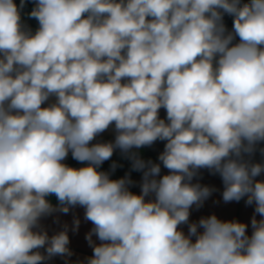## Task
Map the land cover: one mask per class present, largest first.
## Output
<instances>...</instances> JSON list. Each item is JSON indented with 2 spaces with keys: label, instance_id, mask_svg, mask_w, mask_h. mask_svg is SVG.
<instances>
[{
  "label": "clouds",
  "instance_id": "1",
  "mask_svg": "<svg viewBox=\"0 0 264 264\" xmlns=\"http://www.w3.org/2000/svg\"><path fill=\"white\" fill-rule=\"evenodd\" d=\"M261 144L264 0H0V264H69L68 224L49 236L41 221L77 206L93 254L76 264H264ZM117 151L130 169L113 179L122 165L99 169ZM201 169L225 203L254 205L250 236L215 214L189 222L217 190L193 183Z\"/></svg>",
  "mask_w": 264,
  "mask_h": 264
},
{
  "label": "crops",
  "instance_id": "2",
  "mask_svg": "<svg viewBox=\"0 0 264 264\" xmlns=\"http://www.w3.org/2000/svg\"><path fill=\"white\" fill-rule=\"evenodd\" d=\"M14 2L19 5L20 0H14ZM34 7V4L29 2L27 3L26 7L21 12L22 18H30L29 13L32 11ZM227 28L230 30L231 27L227 26ZM34 32V31H33ZM238 40V38H237ZM123 82V81H122ZM46 106V105H44ZM160 118L166 117V110L161 108L159 110ZM111 140L114 138V134L111 130L108 132L102 134V136L98 137V140H105L109 139ZM95 142V141H94ZM166 141H157L155 142L151 147H144L139 149L140 155L143 157L144 153L149 154L147 157L148 159H151L154 162L159 163L158 156L163 151L164 145ZM260 147H264V144H261ZM69 156L71 154L69 153ZM68 156V157H69ZM144 158V157H143ZM122 160H125L121 157L120 153L118 154V157H116V161L121 163ZM253 162H264V157H262L257 151L255 155L252 157ZM107 163L111 164L110 162H106L105 166H107ZM113 163V162H112ZM168 174V170L161 165V176ZM122 177H117L116 179H119ZM132 180L136 181V185L132 186L130 190L133 193L139 194L140 187H139V181L141 179V173L134 174L131 176ZM257 180H264V173H262L259 177L256 178ZM199 182L202 185H206L209 187H214L217 189L215 192L212 193V195L204 202L203 206L197 209L195 206H193L190 209V217L189 222H198V220L201 217H207L212 214H215L219 219L223 221H230V220H237L239 222L245 223L248 225L247 234L250 236L252 229L250 226L251 217L254 212V205L253 206H247L245 204V199H242L239 202H229L225 203L222 199V191H223V184L222 180L219 177V175H212L207 169H201L200 174L193 179V183ZM50 197V196H49ZM47 197V199H49ZM53 205H56L57 202H51ZM59 218V223L54 222L56 218ZM74 217H78L80 219V226L78 232H72L71 226ZM257 219H260L259 215H257ZM42 225L46 228L48 235L51 236L55 232L62 230L64 224H68L69 226V239L70 244L69 248L72 250L74 255L70 258L69 264H76L77 261H84L86 257H90L93 254L92 248L88 245L87 240L85 239L86 234L90 231L92 228V223L90 221L84 220V208L82 207H75L73 209H70L68 214L63 213H55L53 216H49L47 218L42 219L41 221ZM181 229L184 231L185 234L188 232V226L182 225ZM199 231H202V229H199ZM93 239L96 240L97 243L99 241L96 239L95 236H93ZM195 241V237H193V242ZM41 252L44 250L41 249ZM44 264H65L64 258H61L59 256L52 258L51 260H48L44 262Z\"/></svg>",
  "mask_w": 264,
  "mask_h": 264
},
{
  "label": "rangeland",
  "instance_id": "3",
  "mask_svg": "<svg viewBox=\"0 0 264 264\" xmlns=\"http://www.w3.org/2000/svg\"><path fill=\"white\" fill-rule=\"evenodd\" d=\"M224 22H225L226 26H230L231 29H232L233 18L231 16L225 15ZM107 140H111V138L105 139L104 141H107ZM118 154H119V151H117L110 160L105 161L101 167L105 166V163L106 162H110L111 161V164H112L113 161L117 162L116 161V157H118ZM122 161H128V160L125 159V160H122ZM64 163L67 164V165H69V166H71V167H74V168H80V167L84 166L81 163H79L76 160H74L71 156L67 157V159L64 161ZM117 163H119V162H117ZM116 176L117 175H114L112 178L113 179H116Z\"/></svg>",
  "mask_w": 264,
  "mask_h": 264
},
{
  "label": "trees",
  "instance_id": "4",
  "mask_svg": "<svg viewBox=\"0 0 264 264\" xmlns=\"http://www.w3.org/2000/svg\"><path fill=\"white\" fill-rule=\"evenodd\" d=\"M144 159L147 160L149 157H147L149 154L144 153L143 154ZM120 165H122V167H118L115 170V175H117L118 177H123L125 175L126 172L129 171L130 169V161H121V163H118ZM110 163H107V166L110 167ZM139 172H131V176L134 174H138ZM50 202H57V199L54 195L49 197Z\"/></svg>",
  "mask_w": 264,
  "mask_h": 264
},
{
  "label": "built area",
  "instance_id": "5",
  "mask_svg": "<svg viewBox=\"0 0 264 264\" xmlns=\"http://www.w3.org/2000/svg\"><path fill=\"white\" fill-rule=\"evenodd\" d=\"M22 22L28 26L29 28H31L33 31H35L38 27V21L35 18H22ZM110 169V167L108 166H103L101 167L99 170L101 171H108ZM115 175V172L112 173V177Z\"/></svg>",
  "mask_w": 264,
  "mask_h": 264
}]
</instances>
